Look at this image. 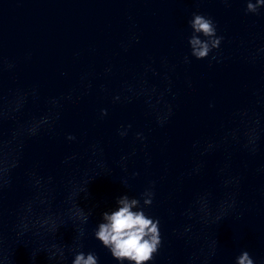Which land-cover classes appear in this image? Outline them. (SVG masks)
<instances>
[{"label": "clouds", "instance_id": "9594fccd", "mask_svg": "<svg viewBox=\"0 0 264 264\" xmlns=\"http://www.w3.org/2000/svg\"><path fill=\"white\" fill-rule=\"evenodd\" d=\"M261 7H264V0H247L246 13L257 14ZM192 29V35L188 39L191 49V56L197 60L207 59L213 50L218 49L223 37L217 35L216 24L212 18L206 17L199 13H193L189 21ZM203 37V38H202ZM213 60L215 56L211 57ZM185 63H190L189 57H184ZM150 70L146 67V71ZM131 91V89H129ZM152 91H155L153 89ZM119 100L120 97H115ZM55 104L56 102L53 101ZM19 103L17 104V109ZM107 115V110H101V116ZM49 118H43L39 123L32 125L27 129L28 134L35 135L41 124L48 123ZM129 127H131L129 125ZM121 136L127 135L126 131L120 132ZM138 139H142L141 134H137ZM69 140L75 139L73 136ZM253 137L251 143L254 144ZM2 171V170H0ZM135 175V174H134ZM127 184V180L123 181ZM154 192L152 188H146L140 198L130 197L127 194L120 196L116 203L118 207L111 212L105 211L102 214L100 222L95 231L94 237L104 248L108 249L111 256L118 264H148L158 253L162 240L160 234V221L148 215L146 207L153 203ZM142 201V203H141ZM78 214L84 223L87 222L89 214H85L83 209H78ZM220 219V217H217ZM83 229L80 235L83 236ZM74 251V249H70ZM49 260L59 257L61 260L65 257V251L62 246L53 244L46 250ZM39 252L33 253V258ZM214 254V246L213 252ZM99 258L94 252L85 254L83 251L75 253L72 264H98ZM235 264H255L248 251H242L236 258Z\"/></svg>", "mask_w": 264, "mask_h": 264}]
</instances>
